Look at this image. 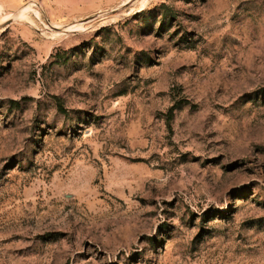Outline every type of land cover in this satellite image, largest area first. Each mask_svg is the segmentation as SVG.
<instances>
[{
    "label": "rangeland",
    "instance_id": "obj_1",
    "mask_svg": "<svg viewBox=\"0 0 264 264\" xmlns=\"http://www.w3.org/2000/svg\"><path fill=\"white\" fill-rule=\"evenodd\" d=\"M0 264H264V0H0Z\"/></svg>",
    "mask_w": 264,
    "mask_h": 264
}]
</instances>
